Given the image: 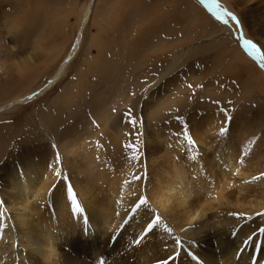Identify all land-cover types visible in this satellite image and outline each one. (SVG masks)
I'll use <instances>...</instances> for the list:
<instances>
[{
    "label": "rangeland",
    "instance_id": "rangeland-1",
    "mask_svg": "<svg viewBox=\"0 0 264 264\" xmlns=\"http://www.w3.org/2000/svg\"><path fill=\"white\" fill-rule=\"evenodd\" d=\"M206 4L200 0H0V169L24 146L41 143L51 152L46 153L47 157L56 159V153L60 155L63 166L69 150L68 145L58 144V137L74 126L76 136L72 135L69 145L102 154L101 160L105 159L107 166L136 155L144 161V140L152 130L161 135L159 143L167 151L174 143H181L179 157L187 159L185 147L200 149L195 138L188 133V139L193 141L190 145L184 135L196 121L206 129L207 141H214L223 154L234 155L237 163L244 161L259 145L258 137L264 138V67L248 54L242 42L251 41L264 56V0L249 4L244 0H206ZM214 4L222 11H226V6L237 17L239 26L227 16L223 18L226 24L217 20L210 11ZM27 17L33 20L32 26L26 24ZM78 35L80 40L73 53ZM95 40L105 45L99 57ZM28 56H32L35 70H18L19 60ZM175 56L178 62L172 73L163 77ZM95 67H109V75L101 78ZM35 93L34 98L26 99ZM65 96L73 97L75 103L66 106L62 102ZM102 96L103 111L100 108V116H96L93 108ZM23 98L25 102L18 103ZM129 111L135 125L129 122ZM233 125L236 132L230 130ZM222 128L226 129L224 135L220 134ZM44 131L52 135V140ZM211 132L215 133L208 138ZM232 136L240 141L238 155L229 145ZM115 137L121 140L120 151L110 145ZM235 189L239 192V185L232 189L227 186V193H236ZM259 190L255 187V192ZM252 191L246 193L247 201L256 198ZM241 194L237 196L240 199ZM153 211L157 216L152 211L140 212L141 219L149 223L159 218L155 231L147 235L165 243L162 232L171 223ZM261 212H245L241 223L223 228H242L246 216L256 220ZM219 213L224 214L225 210ZM92 227L85 222L83 231L93 237L97 233L89 231ZM190 228L197 230L196 226ZM263 230L264 226L255 229L245 243ZM208 233L214 230L208 229ZM87 235L82 236L83 246L77 243L78 258H82L86 242L89 244ZM161 243L157 245L159 252L163 250ZM181 244L172 246L176 248L173 255L178 254ZM257 246L264 248L260 241ZM70 256L75 260L76 255ZM90 262H94L92 257L86 263ZM135 262L143 264L131 257L130 263Z\"/></svg>",
    "mask_w": 264,
    "mask_h": 264
},
{
    "label": "bare ground",
    "instance_id": "bare-ground-1",
    "mask_svg": "<svg viewBox=\"0 0 264 264\" xmlns=\"http://www.w3.org/2000/svg\"><path fill=\"white\" fill-rule=\"evenodd\" d=\"M244 1L249 4L258 0ZM225 9L229 12L226 6ZM30 23L34 24L28 18L26 24L30 26ZM79 40L78 35L73 53ZM93 45L99 57L105 45L100 40H95ZM36 56L33 55V58L36 59ZM177 62L178 58L173 57L162 76L172 73ZM19 64L20 71L23 68L29 72L35 70L32 56L19 60ZM108 68L96 69L101 78L109 75ZM36 95L27 96L26 99ZM103 97L93 108L96 116H100V108L103 111ZM74 100L65 96L62 102L67 106L75 103ZM23 102L24 98L18 100L20 104ZM76 122L79 124L78 120ZM104 129L107 130V127L104 126ZM230 130L236 132L235 125ZM44 132L48 140H52V135ZM188 133L196 139L195 143L200 149L195 151L191 147L187 150L185 147L187 159L179 157L183 148L181 143H174L173 148L167 151L159 143L161 135L152 130L144 140L147 141L144 161L130 158L115 166H107L105 159L101 160L104 156L96 151L93 153L90 148L69 145L70 138L76 134V126L58 137L61 147L68 145L69 155L63 162L66 166L57 163L51 156L47 157L51 152L45 144L30 148L24 146L0 169V264H74V261L87 264L91 257L93 264H137L130 263L131 257L143 264H162L164 261L168 264H264V248L257 246L258 241L264 246V230L261 235L245 243L255 229L264 226V212H261L264 209V177H260L264 174V160L261 161L264 159L263 136L258 137L261 141H258V146L255 145L256 149L246 155L244 161L237 163L234 155L223 154L222 148L216 147L214 141L204 138L206 129L201 123L196 121ZM214 133H209L208 138ZM111 140L109 144L114 145L117 151L121 147V140L116 137ZM228 141L234 154L238 155L236 150L240 141L234 136ZM194 152L197 155H193ZM57 172L61 174L57 176ZM249 183L256 186H248ZM238 185L239 192L235 189L236 193H227V186L232 189L238 188ZM255 187L260 188V192H255ZM69 188L72 197L69 196ZM251 190L257 196L247 201L249 196L246 193L250 194ZM237 193L241 194V199ZM141 198L146 203L137 208ZM73 207L80 210L76 211ZM153 209L159 212L158 216L171 223V227L162 232L165 243L146 234L149 233L148 221L143 222L140 212L152 211L155 214ZM221 209L225 210L224 214L219 213ZM245 212H251L247 215L261 212V215L256 220L246 216L242 228H233L236 231L232 228L224 230L223 226L241 223ZM85 222L93 226L88 229L90 232L95 230L97 236H89L83 231ZM192 226H196L197 230L193 231ZM208 229H213L214 233H208ZM170 234L173 236L169 237ZM85 235L90 241L84 246L82 258H78L77 245L83 246L81 239ZM162 235L156 233L158 237ZM199 236L202 238L196 239ZM137 240L140 242L137 243ZM159 241L163 244L160 252L157 250ZM176 241L182 244L178 254L173 255L176 248L172 246L177 244ZM15 243L17 249L14 251ZM18 248L26 254L17 251ZM138 248L145 251L139 252ZM70 253L76 255L75 260Z\"/></svg>",
    "mask_w": 264,
    "mask_h": 264
},
{
    "label": "snow or ice",
    "instance_id": "snow-or-ice-1",
    "mask_svg": "<svg viewBox=\"0 0 264 264\" xmlns=\"http://www.w3.org/2000/svg\"><path fill=\"white\" fill-rule=\"evenodd\" d=\"M201 3H205L206 4V0H200ZM213 12V15L215 16V18L223 23H227L226 20H224L223 18L225 16L230 17L232 21L236 22L237 26H239V21L237 19V17L235 15H233L232 13H229L227 11H222V10H217V6L214 4V10H210ZM242 39V37H241ZM243 47L245 48V50L248 52V54L250 56H252L254 59H256L257 61L260 62L261 67H264V56H261L256 45L253 44L251 41L248 40H244L243 41ZM129 117V122L133 125H135L136 121L134 119L131 118V112L129 111V113L126 114ZM226 132V129H221L220 134L224 135ZM185 138L188 139V132L185 131L184 133ZM188 143L191 145L193 143V141L191 139H188ZM55 147V146H54ZM127 147H133L132 145H128ZM133 151L135 152V148H133ZM134 159H139V156L136 155L134 157H132ZM56 162L59 163L60 162V156L59 154H57L56 156ZM57 175H60L59 172H57ZM136 179H139V177H136ZM68 193L69 196L72 197V190L71 188L68 189ZM146 203V200L144 198H141L140 200V204L137 205V208H139L140 206L144 205ZM73 204L75 205V199L73 198ZM80 209L77 207L76 211H79ZM136 209H134L133 211H135ZM159 222V218H156L154 220H152L151 222H149L147 224V232H151L154 228V226ZM147 234V233H146ZM137 243L140 242V240L136 241ZM177 245L180 244V241H176ZM162 264H168L167 261L162 262Z\"/></svg>",
    "mask_w": 264,
    "mask_h": 264
},
{
    "label": "water",
    "instance_id": "water-1",
    "mask_svg": "<svg viewBox=\"0 0 264 264\" xmlns=\"http://www.w3.org/2000/svg\"><path fill=\"white\" fill-rule=\"evenodd\" d=\"M225 11V10H224ZM243 42V41H242Z\"/></svg>",
    "mask_w": 264,
    "mask_h": 264
}]
</instances>
